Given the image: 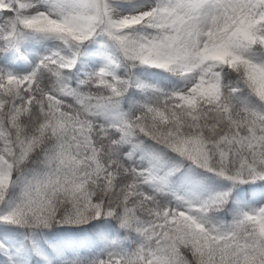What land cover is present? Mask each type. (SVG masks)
<instances>
[{"label":"snow or ice","instance_id":"snow-or-ice-1","mask_svg":"<svg viewBox=\"0 0 264 264\" xmlns=\"http://www.w3.org/2000/svg\"><path fill=\"white\" fill-rule=\"evenodd\" d=\"M0 264H264V0H0Z\"/></svg>","mask_w":264,"mask_h":264}]
</instances>
